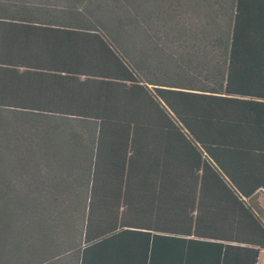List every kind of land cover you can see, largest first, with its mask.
<instances>
[{
    "label": "trees",
    "instance_id": "16d2710c",
    "mask_svg": "<svg viewBox=\"0 0 264 264\" xmlns=\"http://www.w3.org/2000/svg\"><path fill=\"white\" fill-rule=\"evenodd\" d=\"M264 0H0V264H257Z\"/></svg>",
    "mask_w": 264,
    "mask_h": 264
},
{
    "label": "crops",
    "instance_id": "0c3cea01",
    "mask_svg": "<svg viewBox=\"0 0 264 264\" xmlns=\"http://www.w3.org/2000/svg\"><path fill=\"white\" fill-rule=\"evenodd\" d=\"M261 205H264V199L260 198ZM264 207V206H263ZM257 264H264V250L260 251Z\"/></svg>",
    "mask_w": 264,
    "mask_h": 264
},
{
    "label": "rangeland",
    "instance_id": "374dc122",
    "mask_svg": "<svg viewBox=\"0 0 264 264\" xmlns=\"http://www.w3.org/2000/svg\"><path fill=\"white\" fill-rule=\"evenodd\" d=\"M264 206V205H263Z\"/></svg>",
    "mask_w": 264,
    "mask_h": 264
}]
</instances>
